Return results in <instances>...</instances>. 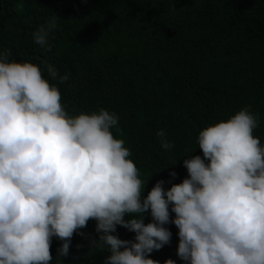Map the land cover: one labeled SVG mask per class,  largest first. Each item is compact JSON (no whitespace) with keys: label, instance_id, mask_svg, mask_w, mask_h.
<instances>
[{"label":"clouds","instance_id":"clouds-1","mask_svg":"<svg viewBox=\"0 0 264 264\" xmlns=\"http://www.w3.org/2000/svg\"><path fill=\"white\" fill-rule=\"evenodd\" d=\"M59 20L50 16L32 33L33 43L50 50ZM10 55L0 50V264H51L53 237L66 256L90 220L100 234L95 249L109 253L104 264H159L150 255L170 244L169 223L186 264H264L259 113L245 106L204 127L196 139L203 158L183 160L187 177L167 190L157 181L143 197L148 180L112 131L123 135L118 115L103 108L70 114L50 82L64 83L68 73ZM156 135L163 149L174 147L164 129ZM117 226L134 238H118Z\"/></svg>","mask_w":264,"mask_h":264},{"label":"trees","instance_id":"trees-1","mask_svg":"<svg viewBox=\"0 0 264 264\" xmlns=\"http://www.w3.org/2000/svg\"><path fill=\"white\" fill-rule=\"evenodd\" d=\"M53 14L60 20L46 50L32 33ZM0 50L68 73L64 83L50 82L70 114L103 108L118 115L123 135L112 131L148 180L143 197L157 181L167 190L186 178L183 160L203 158L199 131L245 106L259 113L254 135L264 143V0H0ZM161 129L172 149L161 147ZM143 220L151 222L150 213ZM165 227L170 244L150 258L186 264L176 255L178 229ZM80 233L66 256L53 237L51 264H104L109 253L92 243L100 235L95 221ZM113 234L134 238L120 226Z\"/></svg>","mask_w":264,"mask_h":264}]
</instances>
